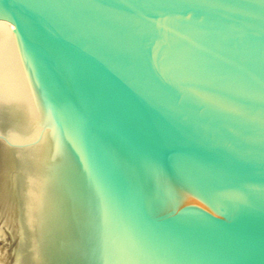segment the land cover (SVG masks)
Instances as JSON below:
<instances>
[{
  "label": "water",
  "instance_id": "obj_1",
  "mask_svg": "<svg viewBox=\"0 0 264 264\" xmlns=\"http://www.w3.org/2000/svg\"><path fill=\"white\" fill-rule=\"evenodd\" d=\"M0 264H264V0H0Z\"/></svg>",
  "mask_w": 264,
  "mask_h": 264
}]
</instances>
